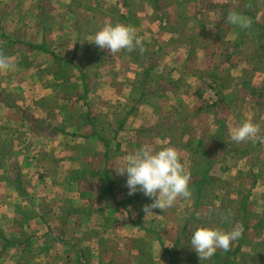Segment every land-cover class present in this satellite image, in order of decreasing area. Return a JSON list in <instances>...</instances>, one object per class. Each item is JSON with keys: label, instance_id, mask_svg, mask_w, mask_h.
<instances>
[{"label": "rangeland", "instance_id": "obj_1", "mask_svg": "<svg viewBox=\"0 0 264 264\" xmlns=\"http://www.w3.org/2000/svg\"><path fill=\"white\" fill-rule=\"evenodd\" d=\"M100 10L92 0H0V54L13 64L0 71V229L10 243L0 237L6 245L0 257L29 264H241L249 244L264 242V168L247 155L231 174L240 182L222 186L227 155L219 153L233 142L231 119L257 124L254 114L229 109L218 81L209 79L198 95L205 112L187 109L194 135L183 146L192 153L180 160L190 173L191 197L145 214L152 201L140 191L129 195L126 174L114 166L144 144L178 151V139L161 136L168 125L178 128L174 121L147 120L148 110L135 103L119 106L118 91L104 89L112 76L100 68L115 57L106 58L112 53L91 42L103 27L93 23L99 24ZM261 40L248 42L255 57L246 59L242 78L244 94L259 100ZM152 62L145 60L144 81ZM132 95L124 91L123 103ZM146 95L144 88L136 103ZM253 143L249 148L261 152L264 140ZM212 224L226 231L242 227V234L228 250L199 260L190 237ZM255 254L264 264V248Z\"/></svg>", "mask_w": 264, "mask_h": 264}, {"label": "crops", "instance_id": "obj_2", "mask_svg": "<svg viewBox=\"0 0 264 264\" xmlns=\"http://www.w3.org/2000/svg\"><path fill=\"white\" fill-rule=\"evenodd\" d=\"M92 1L101 8L100 11L104 12L99 19V24L93 18L95 25L112 24L113 20V25L119 23L129 26L136 36L141 38L144 48V51H141L139 47L131 51L120 49L106 56V58H115L105 62L104 67L100 68L101 74L107 73L106 75L112 76L109 77L110 82H103L104 89L109 87L118 91L119 106L135 103L141 111L148 110L147 120H161L167 123L174 121L178 130H172L168 125V130L161 136L170 137L171 140L178 139L177 147L180 157L192 153L187 146H183L187 138L194 135L192 132L194 123L190 122L192 116L187 109L193 107V113L197 114L199 109L201 112L203 105L198 95L201 94L209 79L218 81L217 84L229 109L232 105L236 107L237 112L250 118L254 114L261 131L264 129V0ZM65 9L69 10L68 4ZM231 11L247 16L251 21L250 26L240 28L229 24L226 16ZM74 24L75 22L73 25L67 23V26L74 27ZM97 31L95 30L92 35ZM261 37L262 100H259L244 94L242 78L248 69L246 59L251 60L249 57H255L248 54L249 49L252 48V44L248 42H257ZM148 59H153L150 64L152 68H147L150 79L145 78L144 81L146 74L144 63L145 60L148 62ZM144 88L147 93L146 98L136 103ZM124 91H132L133 94L130 99L125 100V103L122 98ZM234 91L243 93L242 97H238L237 92L234 93ZM202 111L205 112V110ZM200 120L207 122L208 119L204 116ZM244 121L242 119L238 123L231 119L229 131L231 132L234 127ZM211 122L217 123V120L213 119ZM262 132L264 137V131ZM230 141L233 140L230 139ZM233 142H228L224 152L222 150L219 153V155H227L223 163L227 175L220 179L222 186H235L233 182H240L236 176L231 177V174L233 170L239 168L238 164L247 155L250 157L253 154L255 163L259 160L262 170L264 168V147L260 152L250 149V146L254 144L252 140L240 142L243 146L238 144L239 142L235 141V144ZM260 180L263 193L259 195V200L261 207L264 208V175ZM231 202L237 205L239 198L232 199ZM208 227L215 228L214 224ZM263 232L264 225L262 235ZM1 233L7 239L5 232ZM2 241L7 243L4 239ZM4 243H0V249L6 248ZM248 247L250 250L247 252L250 256L241 264H257L255 252L260 247L264 248V242L249 244ZM244 250L242 248V252ZM221 262L223 261L219 264ZM0 264H29V262L16 257L2 256ZM224 264L233 263L225 260Z\"/></svg>", "mask_w": 264, "mask_h": 264}, {"label": "clouds", "instance_id": "obj_3", "mask_svg": "<svg viewBox=\"0 0 264 264\" xmlns=\"http://www.w3.org/2000/svg\"><path fill=\"white\" fill-rule=\"evenodd\" d=\"M226 19L229 24L240 28H248L251 24L247 16L237 11L229 12ZM91 42L110 53L120 49L131 51L136 47L144 51L142 40L136 36L133 29L119 23L105 24L94 34ZM12 68L13 64L9 58L0 54V71ZM260 131L259 125L245 120L232 129L231 139L236 142L264 140V137L259 135ZM114 168L118 175L126 174L129 195L140 191L152 201L144 206L145 214L153 212V209L163 210L171 207L177 198L191 197L190 173L184 170L179 153L173 146L156 149L151 144H144ZM241 234L242 227L234 226L226 231L218 227L199 226L192 232L190 247L196 252L199 260H209L218 249L228 250L231 242L237 240Z\"/></svg>", "mask_w": 264, "mask_h": 264}, {"label": "trees", "instance_id": "obj_4", "mask_svg": "<svg viewBox=\"0 0 264 264\" xmlns=\"http://www.w3.org/2000/svg\"><path fill=\"white\" fill-rule=\"evenodd\" d=\"M38 48L43 49V47H38ZM203 181H204V179H201L200 181H198L197 185H200V182H203ZM0 237H1L2 239H4L7 243H9V241H7V239L4 238V236L2 235L1 232H0Z\"/></svg>", "mask_w": 264, "mask_h": 264}]
</instances>
